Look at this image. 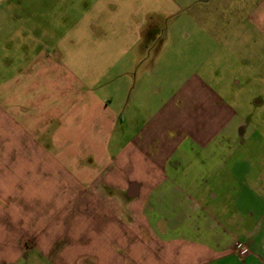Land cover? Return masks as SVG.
<instances>
[{
  "label": "crops",
  "instance_id": "obj_1",
  "mask_svg": "<svg viewBox=\"0 0 264 264\" xmlns=\"http://www.w3.org/2000/svg\"><path fill=\"white\" fill-rule=\"evenodd\" d=\"M6 19L0 62L18 74L0 97L13 118L0 117V154L15 162L29 149L34 170L18 210L6 200L0 213L15 219L22 197L37 201L38 166L39 179L53 185L56 165L96 198L81 228L94 232L47 238L51 247L19 259L264 264V156H236L255 147L256 131L221 87L241 85L230 72L263 69L264 0H0ZM11 233L0 224V261Z\"/></svg>",
  "mask_w": 264,
  "mask_h": 264
},
{
  "label": "rangeland",
  "instance_id": "obj_2",
  "mask_svg": "<svg viewBox=\"0 0 264 264\" xmlns=\"http://www.w3.org/2000/svg\"><path fill=\"white\" fill-rule=\"evenodd\" d=\"M61 15L62 14H60L59 17ZM44 16L46 15L44 14ZM48 18L51 17L48 16ZM52 19H55V16ZM0 23L2 24L0 25V30L4 29L3 35L7 36L8 32H13V21H8L6 19L5 21L0 20ZM3 39L8 40L10 38L4 37L2 40ZM22 41L24 42L25 38L22 37ZM20 54L23 58V66L20 68L24 69V66L28 64V60H24V57L29 55V53L22 51ZM260 65L263 67V69H254L255 66L251 69L242 67L240 70H238L239 72L236 76L237 78L232 72L228 73L229 78L227 79L235 78L240 80L241 85H233L228 81L226 84L221 86L227 92V98L229 99V102L237 107L240 116L243 119H246L249 123V126L256 131V134L251 139V142L254 143L255 147L250 151L247 150L248 148L243 151H239L236 155L237 157L239 156V158L246 156L250 159H253L258 158L260 155L264 156V65ZM15 74H18V68H15V66L13 67L12 63L8 61H5L4 63L0 62V97L3 95L8 96L12 91V89L7 86V83L12 80ZM258 102L260 104H258ZM3 105L4 104H0V108H2L1 110L3 111H0V114L3 113L4 116L0 117L3 118L4 123L10 125L13 120L9 114L12 108L7 106L4 107ZM28 112L29 110L27 109L26 113ZM29 113L31 114L33 111H30ZM18 118L19 116L17 115L16 120H18ZM8 131L10 136L12 133V127L8 129ZM20 134L21 133L16 130L15 136L12 137L14 139L16 137L19 138ZM118 134L120 135L118 141L122 144L125 139V134ZM109 135L110 136H108L107 145L112 144L113 150H115L116 141L112 134ZM2 137V141L6 146L7 154L9 152L10 146L6 140L5 131L2 132ZM118 148L119 147H116V149ZM12 152H15V150ZM22 155V159L16 158L14 162V157H12L14 154L11 153V155H7L5 157L0 154V178L4 177V180L0 179V205H4L2 204L3 201L5 202L7 200V203H5L6 207L9 209L8 205L11 204L12 211L18 210V206L16 204L12 205V203L14 201L17 202V199L19 198V192L22 190V192L27 193L28 185L31 187V184H33V181L30 180V173L33 174L34 168L31 164H29V162L24 160V158L29 157V149H23ZM38 157L42 156L38 154ZM28 159L29 158H27V160ZM86 159L89 160V157ZM88 160H85V162ZM54 169V180L52 185L50 182L39 179L40 176L41 178H44V167L38 166V181L36 182L37 189L35 186V190L32 192L37 195V201L35 200L34 202L29 196L22 197L20 204H22L23 211L21 214H16L15 219H12V215L14 214L10 213L9 211L0 213V222H2L0 224L9 229L12 232V235L14 234L11 240L3 245L4 248H2V252L6 251V255L4 260L0 262L13 264L14 261L20 260L22 264H25L26 260L22 258L19 259V256L28 258L38 248L43 250L46 248L48 249V245L51 247L48 241L50 238H63L66 237L68 233L73 236L77 235L76 232H82L83 234L80 233L82 235L94 232L93 228H86L85 231L81 228H83L84 225L83 211H85V209L87 211L91 205L93 206L95 204L96 198L93 197L91 193H86L87 195H84V190L80 187L78 182L75 181L72 183L70 181L64 180L63 175L60 173V167L54 165ZM232 185L233 184L231 182V186ZM2 187L3 189H1ZM225 191L227 190H224V192ZM214 192L219 196L215 202V204L217 203L216 207H219L222 203V195L218 190H215ZM2 193L5 195L3 196ZM89 214L90 213L87 212L86 219L87 216H90ZM135 217L132 219V221H138V218ZM69 224L70 228L66 229L65 227ZM121 236L124 235L121 234ZM47 238L49 239L47 240ZM117 248L119 249L118 251L120 253L124 254L126 250L124 246H117ZM155 250H157L156 246Z\"/></svg>",
  "mask_w": 264,
  "mask_h": 264
}]
</instances>
